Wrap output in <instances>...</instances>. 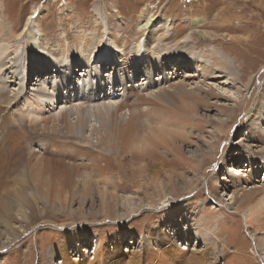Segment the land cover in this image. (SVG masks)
I'll return each instance as SVG.
<instances>
[{
	"label": "rangeland",
	"instance_id": "rangeland-1",
	"mask_svg": "<svg viewBox=\"0 0 264 264\" xmlns=\"http://www.w3.org/2000/svg\"><path fill=\"white\" fill-rule=\"evenodd\" d=\"M47 3L41 28L50 43L55 45L68 36L69 45L78 52L86 38H93L96 47L102 31L115 54L125 51L129 56L139 43L148 39V30L139 26L144 9H154L153 23L158 21L165 28V24L159 23L160 16L169 19L168 34H174L178 40L187 38L183 45L170 46L168 51L165 45L160 48L162 55L168 54L165 60L177 62L179 57L181 62L185 61L183 64L193 66L190 70H179L170 78L171 83L185 82L188 90L206 98L213 107L183 98L181 102L190 104L197 114L193 119L175 120L174 124L171 119L172 125H166L162 134L171 140L173 147L167 152L160 150L169 163H178L181 157L185 163L172 166L155 160L144 166L134 163L130 153V156L109 153L103 146L90 145L82 142L81 137L67 133L66 119L49 123L59 128L56 131L48 133L43 130L44 124L36 131L29 121L20 119L21 106L0 105V124L6 120L0 137L9 141L5 158L13 165L9 178L0 169V199L22 191L35 202L32 208L25 203L29 217L23 212L18 214L15 208L10 212L13 228L4 227L0 222V244L6 245L0 247V264L57 263L58 259L50 262L49 250L63 240L62 229L76 227L87 233L89 243L85 242L89 245L84 247L88 258L97 254L100 264H132V255L141 258L140 264H203V252L207 249L212 252L214 248H219L215 251L221 254L214 264H264V222L251 225L239 209L249 202L248 197L243 198L246 192H256L251 198L254 203L264 197V161L255 160V166H247L250 158L264 155V130L261 129L264 128V0H0V21L10 29L6 30L10 34L0 40V45L10 48L14 42L10 36L22 31L35 7L45 9ZM195 17H202L205 22L195 26L192 21ZM99 23L104 24L103 30L99 29ZM114 34L120 39L127 37V44L118 48L112 38ZM29 43L25 40L21 50H28ZM216 50L230 60V67L224 70L212 66L204 76L201 69L210 61L213 64ZM158 56L154 60L158 61ZM13 59L12 56L8 60V65L24 80L22 60ZM155 74H159L158 70ZM163 76L166 77L153 75L152 84L168 86ZM142 80L137 82L142 84ZM10 88L14 91L19 85L13 83ZM148 91L144 89L142 93ZM218 93L227 98L218 97ZM150 104L149 101L139 103L144 107L143 113L149 111ZM63 105L59 104L55 112ZM214 105H228L235 110L231 125L223 128L232 127L226 136L218 122L228 116ZM118 109L117 105L115 111ZM123 112L130 113L128 108ZM250 112L255 117L263 115L254 132H250ZM153 118L155 122L160 120L157 116ZM207 119H215L217 123L206 122ZM12 144L15 153L11 152ZM212 144L216 146L210 149ZM228 167L234 170L228 171ZM33 170L63 173L64 182L57 185L60 191L55 192L51 186L49 201L39 197L37 185L30 178L29 183L15 182L17 175L23 172L31 177ZM66 174L68 178H63ZM83 175L88 176L87 181L77 182L78 176ZM233 175L235 180L231 179ZM42 189L48 191L47 187ZM164 192L182 200L172 221L156 207L158 196L163 197ZM188 222L194 230L184 229ZM158 227L177 234L169 248L155 242ZM13 229L21 232L19 238L14 236ZM121 231L126 232V239L118 242L123 254L116 259L110 255L109 247L115 245L114 235ZM94 238L102 244L97 253H94L95 245H90ZM129 240H136V244L131 245ZM75 252L73 259L77 258ZM210 257L217 258L216 254Z\"/></svg>",
	"mask_w": 264,
	"mask_h": 264
},
{
	"label": "bare ground",
	"instance_id": "bare-ground-1",
	"mask_svg": "<svg viewBox=\"0 0 264 264\" xmlns=\"http://www.w3.org/2000/svg\"><path fill=\"white\" fill-rule=\"evenodd\" d=\"M48 6L49 4L47 3L45 4V9H36L35 7L22 31L19 33L17 32L15 35L11 33L13 36H10V38L14 42L10 48L0 45V68L2 70L0 72V105L5 104L7 107L11 105L18 107L21 106V114H19L20 119L26 122L29 121L32 125V129H35L36 131L39 130L37 128H40L43 124V130H46L48 133L56 131L59 128L55 125L51 126L49 123L53 122L55 124L56 122H61V120L66 119L67 125L65 126V129L67 133L81 137L82 142H87L90 145L103 146L101 148H105L109 153H130L133 156L132 159L135 161L134 163L137 162L140 165L147 166L155 160L162 161L163 165L171 164L172 166H177L179 163H185L186 160L182 157L178 159V161H180L178 163L176 161H171L169 163L164 159L165 156H163V151H169L173 145L172 142H170L171 140L165 138L162 134L164 133L163 128L168 124L171 126L172 123L174 124V122H176L175 120L193 119L195 114H197L194 112L195 110L190 104L185 102V105V103L181 102L183 98L184 100L190 99L191 101H194V104H208L207 107H213L211 102L206 98L196 95L194 92L188 90L185 82H178L175 84L170 81V78H173V75L177 74L179 70H190L193 66L183 64L185 61L182 60L181 62L182 58L180 59L179 57H176L177 62H169V60H165V58L168 57V54L162 55V50L160 51V48L165 45V48L168 51L170 46L183 45V43L187 41V38L184 37L178 40L174 34H168L169 28L166 26L170 24L169 19L160 16L159 23L165 24V28H161V25H158V21L153 23V17L155 14L154 9L146 7L142 15L143 21L140 22L139 26L148 30V39H146V41L144 40L141 44H138L136 51H133L132 54L130 53L131 57L127 55V52L125 51L121 55L118 53L115 54L110 48L108 38L104 36L105 34L104 32L102 33V31H100L102 39L99 40L98 44L96 43V47L93 38H86L84 43L81 44L79 51L75 52L73 51V46L69 45L67 41L68 36H65V39L58 41L55 45L54 43H50L51 41L46 38L44 30L42 31L41 28V20L48 9ZM192 21L195 26H200L205 22V19L202 17H195ZM99 24H101V27L98 26L99 29L101 28V30H103L102 26H104V24ZM7 29L10 30L2 21H0L1 41L6 35L10 34V31L7 34ZM122 31L126 32L125 28L122 27ZM112 38L116 42L118 48L125 46L128 42V38L125 36L123 39H120L114 34L112 35ZM25 40L30 41L28 44L30 48H28V50H21L22 44H24ZM12 47H14V50L11 49ZM121 50L122 49H118L120 52ZM215 54L213 64L212 61H210L209 64H207V67L201 69L204 76L209 73L208 69L212 66L224 70L229 69L230 60L217 52V50ZM155 55H159L158 61L154 60ZM12 56L15 60L19 57L22 60L23 74H25L24 80L18 77V73L8 65V60ZM156 70H158L159 74H155ZM7 71L8 73H6ZM170 73L172 74L171 76ZM153 75L154 78L156 75H158V77L166 75V77L163 76V79L169 83L168 86L165 84L162 85V83L159 85L158 83L153 85ZM141 78H143L142 84H139L137 80ZM18 79H20L19 82ZM13 83L18 84L19 89L22 88V91L19 89H14V91L11 90L10 85ZM142 85L143 88L139 87ZM155 87L158 88L154 89ZM170 87L174 88L170 89ZM24 88H27V90L25 91ZM144 89L149 90L147 94L142 93ZM121 95H123V97L119 98ZM189 95L192 96L189 97ZM21 96L23 97L21 98ZM218 97L224 99L227 98L225 95L219 93ZM116 98L119 100H116ZM21 99L24 101L22 102ZM144 101L151 102V107L147 113H143V110L141 109L144 107H140L139 105L140 102ZM154 101H157V104H155ZM158 103L161 104L159 105ZM59 104L64 105L61 107L60 111L55 112V109H58ZM117 105L119 109L115 111ZM214 106L225 112L228 116V119L218 122L221 132L226 136L230 133L232 127L230 126L231 128L229 127L225 130H223V128L231 123V114H233L235 110L228 105ZM126 108L130 111L129 115L123 112ZM240 108L241 104H238V109ZM154 116H157L162 121L159 120L155 122L153 118ZM171 119L173 121L172 123L169 122ZM261 119H263V115L255 117L251 112L249 113V120L252 121L250 123V132L256 131L258 126L257 122L261 121ZM5 121L2 120L0 129L6 127ZM210 121L217 123L215 119L206 120V122ZM157 127H160V129H157ZM200 127L204 128V126ZM261 129L264 130V128ZM40 134L43 136L42 132ZM262 136H264V134ZM157 138L159 141L156 140ZM8 143V139L5 140L3 137H0V169L4 171V174L6 175L4 177L7 178L11 175V166H13L9 163V159L5 158V155L8 154ZM12 145L13 147L9 148L12 153H15V146L14 144ZM213 146L216 145H210V149L213 148ZM198 150H201V148L198 147ZM255 160L264 161V155L261 154L259 157L250 158L247 166H255L257 162ZM5 167H9V169ZM149 167L150 166H148V168ZM141 168L145 169L144 167ZM229 170L234 169L228 167V171ZM20 174L15 177V182L29 183L28 180L30 178L31 181L37 185L39 197L48 201L51 199V186L55 187V192L56 190L60 191V188L58 189L59 186L57 185L63 184L64 182L61 180L63 173L60 172H54L52 174L51 172H44V170H33L31 177H27V174L23 172ZM88 176H78V181H76L80 183L87 181L86 179ZM66 177L68 178V174L63 176V178ZM159 179H157V181ZM231 179L235 180L236 175H233ZM57 180L59 182H57ZM44 187H47L48 191H43L42 188ZM255 193L256 192L244 193L243 198L248 197L249 202L244 206L239 207V209L246 214L247 219H249L248 222L251 225H260L264 222V197L259 199V202L254 203L251 201V198L254 197ZM174 196H170L164 192L163 197L159 198L158 196L159 203L156 205L160 212L164 211V213L166 212L168 214V218L171 221L179 208V203L182 201ZM33 197L37 199L35 196ZM28 198L29 197L21 191L17 192L15 196L6 198L4 196V198L2 197V199H0V211L3 213L0 215V222L4 227L13 228L11 227V216L9 214L14 208L18 209V214H22L23 212L26 215L28 210L26 211L25 203L28 205L30 204V208L35 207V202ZM4 216H8V219H4ZM83 217L85 218L86 215L83 214ZM184 229L192 231L195 228L192 226L191 222H188ZM62 230L63 231H61L60 234H64L63 240L57 242L56 245L49 250L50 262H53L55 259L59 260V262L52 264H100L99 261L101 259L99 258V255L95 254L89 259L86 254L87 249L84 246L89 245L85 242L89 240L86 232L82 231L79 227L72 229L65 228ZM156 230L155 242L166 248H169L177 239L176 233L163 231L159 227ZM13 231L16 238L21 236L20 231L15 229H13ZM114 238L115 245L109 247V253L113 258L118 259V257H121L123 254V249L118 242L126 239V232H118L114 235ZM262 241H260V243ZM128 242H130V240ZM130 243L131 245L136 244V240H133ZM91 244L95 245L94 253H97L98 248L102 246L98 238H94L90 245ZM5 246V244H0V247L2 248ZM72 248H75L74 250L76 252L74 255L77 256L76 259H73L74 250ZM215 249L219 248L212 249V252L209 249L203 252V264H214L219 259L221 256L220 251L217 252ZM213 254H216V259L210 257V255ZM131 257H134V260H131L132 264H140L139 261L141 258L138 255H132ZM210 260L213 261L211 262Z\"/></svg>",
	"mask_w": 264,
	"mask_h": 264
}]
</instances>
